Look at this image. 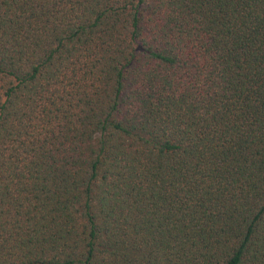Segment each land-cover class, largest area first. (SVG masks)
<instances>
[{"label": "trees", "instance_id": "obj_1", "mask_svg": "<svg viewBox=\"0 0 264 264\" xmlns=\"http://www.w3.org/2000/svg\"><path fill=\"white\" fill-rule=\"evenodd\" d=\"M0 264H264V0H0Z\"/></svg>", "mask_w": 264, "mask_h": 264}]
</instances>
